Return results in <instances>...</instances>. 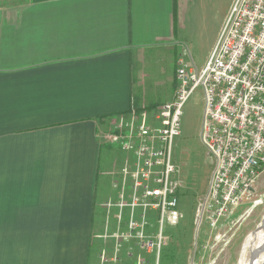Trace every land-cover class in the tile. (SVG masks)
Returning a JSON list of instances; mask_svg holds the SVG:
<instances>
[{"label": "crops", "instance_id": "crops-1", "mask_svg": "<svg viewBox=\"0 0 264 264\" xmlns=\"http://www.w3.org/2000/svg\"><path fill=\"white\" fill-rule=\"evenodd\" d=\"M189 13L188 0H0V264H90L110 197L102 135L118 114L147 107L145 62L189 44ZM224 19L202 15L194 27L195 40L212 33L197 67ZM237 208L219 231L242 217ZM263 216L231 232L217 264H235L230 252Z\"/></svg>", "mask_w": 264, "mask_h": 264}, {"label": "built area", "instance_id": "built-area-1", "mask_svg": "<svg viewBox=\"0 0 264 264\" xmlns=\"http://www.w3.org/2000/svg\"><path fill=\"white\" fill-rule=\"evenodd\" d=\"M175 76L172 100L120 113L102 135L119 145L123 156L110 171L115 197L104 202L107 218L114 209L115 229L95 235L111 239L110 255L102 252L101 262L116 263L124 251L133 264H159L169 242L164 225L182 218L173 140L180 134L183 103L199 85L204 91L200 138L213 161L194 218L197 229L205 218L215 231L204 248L211 250L221 239L226 246L232 233L225 238L219 232L221 220L244 203L262 202L255 190L264 171V0H234L204 66L180 58Z\"/></svg>", "mask_w": 264, "mask_h": 264}, {"label": "rangeland", "instance_id": "rangeland-1", "mask_svg": "<svg viewBox=\"0 0 264 264\" xmlns=\"http://www.w3.org/2000/svg\"><path fill=\"white\" fill-rule=\"evenodd\" d=\"M233 1L234 0H188V7L190 11L188 14V20L193 18V22H195V18L193 17L195 15L196 24L194 27L195 29H198L201 23L200 17L202 15L206 18L211 15H215L220 19L226 18ZM188 27L192 37L190 38L188 45L185 41L180 42L178 39V41L174 42V48L172 50H168V48L163 47L154 49L152 51L150 64L149 62H145V71H148L150 76H145V82L141 87V91L143 88L144 93L147 95L145 103L148 109L155 107L151 105L163 103L170 100L173 96L174 90L178 85V81L175 79L178 60L181 58L184 61H188V49L190 50L192 56V60L190 62L191 64L197 67L199 66V62L202 61L203 49L212 33L208 31L200 39L198 38L195 40L192 36L194 31L193 25L188 22ZM192 45H196V48ZM197 68L201 69L202 67ZM173 79L175 80L173 81ZM181 110L182 112L179 120L180 134L173 140L171 160L178 169L177 176L181 184L177 193V208L182 214V218H180L179 222L174 226L169 224L164 225V232L168 236L169 242L160 253L159 264H188L189 260L191 261L193 258L195 264H217L220 257L226 255L227 246L223 245L224 241L221 239L218 241L219 248L217 250L204 249L203 247L201 248L200 243L203 234L205 232H210L211 228L207 224L206 220L203 219L200 227L197 229L194 221L197 203L201 201L200 199L204 197L208 189L213 168L212 158L209 156L208 151L200 138L204 111V91L202 86L199 85L192 90L190 95L184 101ZM101 152L109 160V166L106 168L107 173L99 175V178H107L109 181L114 178V176L110 174L113 160L115 159L118 163H120L122 161L123 152L120 149V146L115 143L104 144L101 147ZM108 181L106 180V186L102 190L103 196L106 198L107 196L114 198L116 189L112 186L111 188L108 185ZM255 191L256 198L260 196L262 202L255 204V206H251L250 203L239 206L236 213L242 212L245 207L249 210L242 218H238L239 220L235 219L234 226H231L229 230L226 229V232H224L226 234L225 238L226 236L228 237L233 230L235 231L239 224V226L246 225L251 220H255V223H258L260 217L264 215V171L259 175ZM113 210L114 209H112L108 214V218L107 213H105L102 217V233H104L105 229L110 232L115 229L116 223L113 217ZM151 222L156 228V221L154 218L151 219ZM257 227L258 224L255 226L256 229L254 228V230L248 234L257 231L259 229ZM196 231L197 235L195 237ZM223 231L220 230L219 232L223 233ZM213 235L214 233H212L207 240L210 244L213 242ZM246 237L238 243V251H236L235 254L234 250H232L234 245L232 246V249H228L229 252L230 249L232 250L230 255L231 259H235V264H238ZM229 239L230 241L232 239V243H235V236L233 237L232 235ZM101 240L99 239L100 242L98 245L97 240H95L92 245L93 251L90 257V264H125L123 262L124 259H128V264H133V259L127 257L124 251L121 254L120 260L116 263L101 262L100 255L102 252H104L107 257L110 255L111 239H108L106 242ZM205 241L206 240H204V242ZM196 244L197 247L194 253L193 250ZM94 248L99 251L98 258H96L95 261ZM153 256L154 254L151 255V258ZM223 258L225 259L227 257L224 256ZM151 264H154V262H151Z\"/></svg>", "mask_w": 264, "mask_h": 264}, {"label": "bare ground", "instance_id": "bare-ground-1", "mask_svg": "<svg viewBox=\"0 0 264 264\" xmlns=\"http://www.w3.org/2000/svg\"><path fill=\"white\" fill-rule=\"evenodd\" d=\"M264 242V232L262 229L249 234L243 244L242 253L239 258L238 264H248L249 252L251 249H254L258 245ZM254 264H264V251L259 255L255 260Z\"/></svg>", "mask_w": 264, "mask_h": 264}, {"label": "water", "instance_id": "water-1", "mask_svg": "<svg viewBox=\"0 0 264 264\" xmlns=\"http://www.w3.org/2000/svg\"><path fill=\"white\" fill-rule=\"evenodd\" d=\"M263 230L264 232V216L262 217L261 222L259 223L258 227ZM264 251V242L254 249L250 250L249 257H248V264H254L255 260L259 257V255Z\"/></svg>", "mask_w": 264, "mask_h": 264}]
</instances>
